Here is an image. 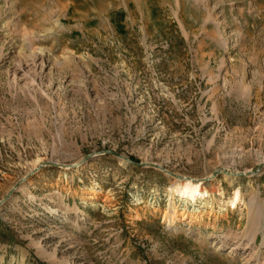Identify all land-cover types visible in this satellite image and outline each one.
I'll list each match as a JSON object with an SVG mask.
<instances>
[{
    "label": "rangeland",
    "instance_id": "1",
    "mask_svg": "<svg viewBox=\"0 0 264 264\" xmlns=\"http://www.w3.org/2000/svg\"><path fill=\"white\" fill-rule=\"evenodd\" d=\"M0 264H264V0H0Z\"/></svg>",
    "mask_w": 264,
    "mask_h": 264
},
{
    "label": "bare ground",
    "instance_id": "2",
    "mask_svg": "<svg viewBox=\"0 0 264 264\" xmlns=\"http://www.w3.org/2000/svg\"><path fill=\"white\" fill-rule=\"evenodd\" d=\"M171 191L172 192H175L178 194L179 198H183L184 200H188V198H192V200H194V194H199L200 196H212L214 193H216L217 196H221L223 194V191L222 190H218V191H211V190H207L205 188H203V186H201L200 184L198 183H194L190 180H186V181H183L179 184H175L172 188H171ZM239 196H240V193L239 191H235V193L232 195V197L230 198L229 200V204L233 207L236 205V203L239 201ZM174 208L172 209V214L175 215L176 212H178L177 210V205L174 204L173 206ZM210 208H212V206H210ZM218 210L220 211H226V208L225 207H221V208H218ZM51 211H56L55 210V207H53V209ZM190 217L191 218H195L197 215L196 213H193L191 212L190 214ZM173 222V217H170L169 219V223H172ZM218 239L220 241H225L227 240V237L226 236H219Z\"/></svg>",
    "mask_w": 264,
    "mask_h": 264
}]
</instances>
